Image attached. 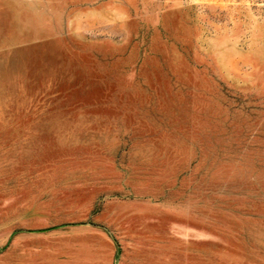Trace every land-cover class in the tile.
Listing matches in <instances>:
<instances>
[{
    "label": "rangeland",
    "instance_id": "374dc122",
    "mask_svg": "<svg viewBox=\"0 0 264 264\" xmlns=\"http://www.w3.org/2000/svg\"><path fill=\"white\" fill-rule=\"evenodd\" d=\"M80 225L264 264V0H0V260Z\"/></svg>",
    "mask_w": 264,
    "mask_h": 264
},
{
    "label": "crops",
    "instance_id": "0c3cea01",
    "mask_svg": "<svg viewBox=\"0 0 264 264\" xmlns=\"http://www.w3.org/2000/svg\"><path fill=\"white\" fill-rule=\"evenodd\" d=\"M114 250L104 228L90 225L44 233L22 232L9 240L0 264H45L48 261L52 264L64 256L68 264H113Z\"/></svg>",
    "mask_w": 264,
    "mask_h": 264
}]
</instances>
